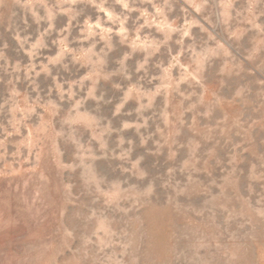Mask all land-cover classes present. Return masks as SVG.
<instances>
[{
    "label": "rangeland",
    "instance_id": "374dc122",
    "mask_svg": "<svg viewBox=\"0 0 264 264\" xmlns=\"http://www.w3.org/2000/svg\"><path fill=\"white\" fill-rule=\"evenodd\" d=\"M0 264H264V0H0Z\"/></svg>",
    "mask_w": 264,
    "mask_h": 264
},
{
    "label": "clouds",
    "instance_id": "9594fccd",
    "mask_svg": "<svg viewBox=\"0 0 264 264\" xmlns=\"http://www.w3.org/2000/svg\"><path fill=\"white\" fill-rule=\"evenodd\" d=\"M123 6H124L125 8H127V7H128V4L125 2V3L123 4ZM101 10H102V11H105V15L107 16V19H108V20H113V19H114V16H113V14H112L111 12H108V11L104 10L103 8H101ZM116 19H118V17H117ZM50 26H51V25H50ZM93 26H95L96 28H100L101 25H100V23H99V20H97V21L94 23V25H93L92 23H89V24H88V34H89V35H94V33L92 32V28H93ZM161 27H163V25H161ZM102 31L107 32L108 29H102ZM120 31H121V32L124 31V28H123V21H121V28H120ZM36 46H37V45H33V48H35ZM88 51L91 52L92 49L89 48ZM59 58H60L59 56L56 57V59H59Z\"/></svg>",
    "mask_w": 264,
    "mask_h": 264
}]
</instances>
